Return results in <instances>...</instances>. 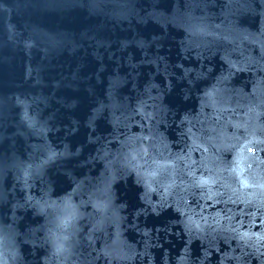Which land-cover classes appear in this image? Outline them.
<instances>
[{"label": "water", "instance_id": "water-1", "mask_svg": "<svg viewBox=\"0 0 264 264\" xmlns=\"http://www.w3.org/2000/svg\"><path fill=\"white\" fill-rule=\"evenodd\" d=\"M0 264H264V0H0Z\"/></svg>", "mask_w": 264, "mask_h": 264}, {"label": "snow or ice", "instance_id": "snow-or-ice-1", "mask_svg": "<svg viewBox=\"0 0 264 264\" xmlns=\"http://www.w3.org/2000/svg\"><path fill=\"white\" fill-rule=\"evenodd\" d=\"M252 149L250 148L249 151H251Z\"/></svg>", "mask_w": 264, "mask_h": 264}]
</instances>
